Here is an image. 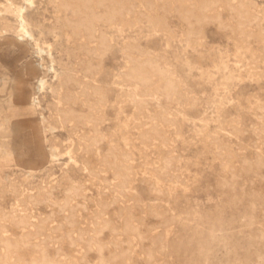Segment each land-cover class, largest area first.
Here are the masks:
<instances>
[{
  "label": "rangeland",
  "instance_id": "obj_1",
  "mask_svg": "<svg viewBox=\"0 0 264 264\" xmlns=\"http://www.w3.org/2000/svg\"><path fill=\"white\" fill-rule=\"evenodd\" d=\"M80 1L0 0V264H264V0Z\"/></svg>",
  "mask_w": 264,
  "mask_h": 264
},
{
  "label": "bare ground",
  "instance_id": "obj_2",
  "mask_svg": "<svg viewBox=\"0 0 264 264\" xmlns=\"http://www.w3.org/2000/svg\"><path fill=\"white\" fill-rule=\"evenodd\" d=\"M77 1V0H76ZM24 2L25 3H30V0H24ZM51 2V1H50ZM81 2V4H80V6L82 7V9L85 11V12H87V15L85 16V18L83 19V20H81L80 22H79V27L80 28H82L83 29V31L85 32V34H86V37L88 38V40H90L91 42H93V41H95L96 42V46L98 47V50L101 52V54H103L107 49H108V47H109V43H108V40H107V38L105 37V35L103 34V33H101V32H97V30H96V27L94 26V23H95V21H98V20H103V21H105V22H107V23H112V22H114L115 20H117L119 17H122V13H123V11H124V9H125V6H124V3L120 0H82V1H80ZM92 2H96L97 3V5L99 6V7H105L106 8V12L103 14V15H98L97 13H95L94 12V10L92 9ZM126 3V2H125ZM224 3V2H223ZM53 4V3H52ZM168 4V3H167ZM216 5V4H215ZM64 7V6H63ZM213 7H214V5H213ZM231 6H229V8H230ZM62 8V7H61ZM66 8H70V6L69 7H66ZM192 9L191 10H188V11H186V12H184L183 14H181L182 16V20L188 25V27H189V35H193V34H195V28H200V25L202 24V23H204L205 21H207L208 20V16H207V10H208V5L206 4V5H201V6H199V7H195V6H192L191 7ZM60 9V8H59ZM71 9V8H70ZM193 9H195V10H197L198 11V14L197 15H193V13H192V10ZM230 10V9H229ZM242 10V9H241ZM57 11V10H56ZM72 11V10H71ZM74 12V11H73ZM72 12V14H75V12L73 13ZM165 14V13H164ZM79 15V14H78ZM82 15V14H81ZM73 16V15H72ZM75 16V15H74ZM239 17V16H238ZM191 19H193L194 21L193 22H191ZM259 19V18H258ZM18 21H20L19 19H18ZM64 21V20H63ZM123 21V20H122ZM258 21V20H257ZM4 22H6V21H4ZM66 22V21H65ZM3 23V22H2ZM8 25H9V23H8ZM18 25H20V24H18ZM35 25V24H34ZM109 25V24H108ZM203 25V24H202ZM201 25V26H202ZM60 26V25H59ZM5 27V26H4ZM10 27V26H9ZM221 27V26H220ZM257 27V26H256ZM224 28V27H223ZM2 29H3V27H2ZM8 29V28H7ZM22 29H23V26H22ZM240 29V28H239ZM4 30V29H3ZM77 30V29H76ZM22 31V30H21ZM24 32V31H23ZM55 32V31H54ZM24 34V33H23ZM27 34V33H26ZM25 34V35H26ZM80 35V34H79ZM28 37V36H27ZM29 37H31V35H29ZM32 38V37H31ZM31 40V39H30ZM35 42V41H34ZM136 43V41H128V42H126L125 44H124V47H125V51L127 52V54H128V56L131 58V60H132V62L134 63L135 62V51H138V46L135 44ZM38 45V44H37ZM123 46V45H122ZM37 47V46H36ZM49 48V47H48ZM53 49V48H52ZM54 50H55V48H54ZM99 52V53H100ZM92 53V52H91ZM41 55V54H40ZM49 55V54H48ZM94 55V54H93ZM100 56V55H99ZM128 56H126V58H128ZM38 57H40L39 55H38ZM59 57V56H58ZM68 57V56H67ZM102 59V58H101ZM137 60V59H136ZM149 62V61H148ZM55 63V62H54ZM49 66V65H48ZM102 66V65H101ZM50 67V66H49ZM58 67V66H57ZM68 68V67H67ZM93 68V67H92ZM157 68V67H156ZM150 69H151V67H150ZM150 69H148V70H150ZM131 70V69H130ZM158 70V69H157ZM163 70V69H162ZM52 71V70H51ZM150 71H152V73L154 72V74L156 73L157 74V71H156V69H155V67H154V69H151ZM53 72V71H52ZM75 72V71H74ZM88 72V71H87ZM86 72V73H87ZM161 72V71H160ZM71 73V72H70ZM150 74V73H149ZM155 74V75H156ZM161 74V73H160ZM72 74H70V76H71ZM86 75V74H85ZM152 75V74H151ZM56 76H59V75H56ZM55 78H57V77H55ZM128 78L130 79V80H132V81H134V82H136V83H138V84H140V85H142V86H144V87H150L151 85H152V82H151V80H150V78L148 77V74H147V72L145 71V67H143L142 65H138V64H134V66L132 67V71H131V73L129 74V76H128ZM158 78V77H157ZM60 79V78H59ZM79 81V80H78ZM161 81V80H160ZM46 82V81H45ZM40 85H43L44 84V82H43V80H40L39 82H38ZM58 83H59V81H58ZM60 84V83H59ZM81 84H82V82H81ZM85 84H86V82H85ZM170 84V83H169ZM47 84H45V86H46ZM49 85V84H48ZM153 85H154V83H153ZM50 86V85H49ZM48 86V87H49ZM61 86V85H60ZM59 86V87H60ZM88 87V86H87ZM156 87V86H155ZM51 88H53V86L51 87ZM61 88V87H60ZM42 89V88H41ZM55 89V88H54ZM54 89H53V91H54ZM66 89H67V87H66ZM160 89V88H159ZM175 89V88H174ZM78 90V89H77ZM93 90V89H92ZM91 90V91H92ZM56 91V90H55ZM59 91V90H58ZM66 91V90H65ZM157 91V90H156ZM67 92V91H66ZM93 92V91H92ZM95 92V91H94ZM168 92V91H167ZM60 93V92H59ZM73 93V92H72ZM165 93V92H164ZM55 94V93H54ZM94 94V93H93ZM143 94V93H142ZM160 94V93H159ZM63 95V94H62ZM70 95V94H69ZM61 96V95H60ZM123 96H125V94L123 95ZM147 96V95H146ZM82 98V97H81ZM56 99V98H55ZM60 99V98H59ZM63 100H64V98H62ZM84 99V98H83ZM67 101V103H69L70 101H71V99H66ZM166 100V99H165ZM35 101V100H34ZM194 103V102H193ZM70 104V103H69ZM37 106V105H36ZM54 106V105H53ZM73 107V106H72ZM58 108V107H57ZM57 108H56V111H57ZM160 108V107H159ZM50 110H51V108H50ZM55 110V109H54ZM58 111H60V110H58ZM74 111V110H73ZM72 110H67L66 112H64L63 113V116L62 117H64L65 119H69V117H71V115H72ZM75 113V112H74ZM95 110L91 113L92 114V120H95ZM98 113V112H97ZM100 113V112H99ZM57 114H59L58 112H57ZM52 115V114H51ZM61 115V114H60ZM73 115H75V114H73ZM151 115V114H150ZM173 115H175V114H173ZM39 116V115H38ZM56 116H58V115H56ZM55 116V117H56ZM148 116V115H147ZM155 116V115H154ZM42 117V116H41ZM51 117V116H50ZM101 117H102V115H101ZM45 118V117H44ZM51 118H53V117H51ZM79 118V117H78ZM172 118V117H171ZM43 119V118H42ZM58 119V118H57ZM140 119V118H139ZM48 120V119H47ZM55 120V119H54ZM73 120H74V118H73ZM91 120V121H92ZM60 121H62V118H60ZM72 121V120H71ZM140 121V120H139ZM144 120H141V122L140 123H145V122H143ZM41 122V121H40ZM47 123H48V121H47ZM93 123V122H92ZM50 124H51V122H50ZM54 124V123H53ZM59 124H60V122H59ZM56 125V124H55ZM55 125H54V127H55ZM58 125V124H57ZM75 126V125H74ZM262 126V125H261ZM59 127V126H58ZM95 127V126H94ZM93 127V128H94ZM154 127V126H153ZM157 127V126H156ZM61 128V127H60ZM140 128V127H139ZM55 129V128H54ZM75 129V128H74ZM87 129V128H86ZM47 130V129H46ZM58 130V129H57ZM95 130V129H94ZM74 131V130H73ZM73 131H71V132H73ZM78 131V130H77ZM71 134V133H70ZM154 134V133H153ZM44 136V135H43ZM147 137V136H146ZM50 138H52V137H50ZM56 138V137H55ZM54 139V138H53ZM145 138H143V140H144ZM46 140V139H45ZM51 140V139H50ZM83 140H85V139H83ZM48 141H49V138H48ZM76 141V140H75ZM164 143H165V141H164ZM76 144V143H75ZM77 144H78V142H77ZM77 144H76V146H77ZM85 144V146L84 147H87V148H89L90 149V147H93L94 146V144H96L95 143V141H90V142H86L85 141V143H83V145ZM98 144V143H97ZM55 145H57L56 143H55ZM79 145H80V143L78 144V147H79ZM51 146V145H50ZM49 146V147H50ZM54 146V145H53ZM72 147H70L69 148V150L71 149ZM86 148V149H87ZM257 148V147H256ZM78 149V148H77ZM221 149V148H220ZM74 150H76V149H74ZM141 150H143V149H141ZM216 150V149H215ZM73 151V150H72ZM80 151V150H79ZM84 151V150H83ZM92 151H95L94 149L92 150ZM87 152V151H86ZM89 152H91V151H89ZM255 152V151H254ZM85 153V152H84ZM88 153V152H87ZM92 153V152H91ZM112 153V152H111ZM83 154V153H82ZM94 154V153H93ZM97 154V153H96ZM75 155H77L76 154V152H75ZM80 155V154H79ZM89 155V154H88ZM112 155V154H111ZM256 155V154H255ZM83 156V155H82ZM109 156V155H108ZM113 156V155H112ZM79 157V156H78ZM148 157V156H147ZM83 158V157H82ZM103 158V157H102ZM109 158V157H108ZM75 159H78V158H75ZM115 159V158H114ZM86 160V159H85ZM108 160V159H107ZM78 161V160H77ZM76 161V162H77ZM84 162V160L82 161V163ZM104 163H105V161H104ZM108 162H106L105 164H107ZM78 164V163H77ZM87 164V163H86ZM255 164H257V163H255ZM120 165V164H119ZM131 165V164H130ZM166 165V164H165ZM76 166V165H75ZM87 166V165H86ZM107 166V165H106ZM106 166H104V168L106 167ZM115 166V165H114ZM122 166V165H121ZM82 167V166H81ZM85 167V166H84ZM113 167V166H112ZM117 167V166H116ZM130 167V166H129ZM258 167V166H257ZM107 168V167H106ZM111 168V167H110ZM118 168V167H117ZM116 168V169H117ZM119 168H120V166H119ZM122 168H123V166H122ZM125 168V167H124ZM164 168H166V167H164ZM78 169V168H77ZM86 169H87V167H86ZM97 169V168H96ZM107 169H109V168H107ZM170 169V168H169ZM88 170V169H87ZM95 170V169H94ZM110 170V169H109ZM122 170V169H121ZM124 170H127V168H125ZM156 170V169H155ZM162 170V169H161ZM167 170V169H166ZM257 170V169H256ZM96 171H98V170H96ZM117 171V170H116ZM119 171V170H118ZM117 171V172H118ZM158 171V170H157ZM258 171V170H257ZM122 172V171H121ZM120 172V173H121ZM164 172H165V170H164ZM104 173V172H103ZM110 173H111V171H110ZM127 173V172H126ZM260 173V172H259ZM95 174V173H94ZM93 174V175H94ZM97 174V173H96ZM95 174V175H96ZM117 173L115 172V174H114V176L116 175ZM68 175V174H67ZM94 175V176H95ZM118 175V174H117ZM164 175V174H163ZM166 176V175H165ZM100 177V176H99ZM122 177H124V176H122ZM47 178V177H46ZM68 178V177H67ZM106 178V177H105ZM117 179H118V176L116 177ZM119 178H120V175H119ZM124 179H127L126 178V175H125V178H123L121 181L123 182L124 181ZM63 180V179H62ZM105 180V179H104ZM230 180V179H229ZM68 181V180H67ZM112 181V180H111ZM226 181V180H225ZM132 182V181H131ZM125 183H126V181H125ZM129 183V182H128ZM48 184V183H47ZM119 184V183H118ZM118 184L116 183V185L118 186ZM157 184V183H156ZM40 185V184H39ZM79 185H80V183H79ZM107 185H109L108 183H107ZM111 185V184H110ZM126 185V184H125ZM227 185V184H226ZM47 186V185H46ZM127 186V185H126ZM40 187V186H39ZM114 187V186H113ZM119 187V186H118ZM121 187V186H120ZM119 187V188H120ZM123 187H125L124 185H123ZM131 187V186H130ZM80 188V187H79ZM78 188V189H79ZM109 188V187H108ZM114 188H116V190L117 189H119V188H117V187H114ZM122 188V187H121ZM72 190V189H71ZM113 190V189H112ZM126 190V189H125ZM157 190V189H156ZM119 191V190H118ZM117 191V193H119ZM123 191V190H122ZM122 191H121V196L123 195L122 194ZM27 192V191H26ZM42 192V191H41ZM124 192V191H123ZM37 193H38V191H37ZM48 193V192H47ZM51 193V192H50ZM109 193V192H108ZM130 193V192H129ZM41 194V193H40ZM44 194V193H43ZM42 194V195H43ZM100 194V193H99ZM21 195V194H20ZM127 195V194H126ZM18 196H19V194H18ZM37 196V195H36ZM44 196V195H43ZM33 197V196H32ZM32 197H30V199L32 198ZM116 197V196H115ZM124 197V196H123ZM130 198V197H129ZM132 198V197H131ZM46 199V197H44V200ZM118 199V198H117ZM133 200V199H132ZM60 202V201H59ZM68 202V201H67ZM99 202H100V200H99ZM120 203V202H119ZM98 204V203H97ZM106 204V203H105ZM12 205H14V204H12ZM20 205V204H19ZM43 206V205H42ZM71 206V205H70ZM100 206H102V205H100ZM104 206V205H103ZM126 207V206H125ZM63 208V207H62ZM70 208V207H69ZM16 209V208H15ZM65 209V208H64ZM78 209H80V208H78ZM86 209V208H85ZM123 210V209H122ZM76 211V210H75ZM95 214V213H94ZM126 214H128V213H126ZM122 215V214H121ZM158 215V214H157ZM45 216V215H44ZM129 216V215H128ZM29 217V216H28ZM72 217V216H71ZM74 217V216H73ZM107 217V216H106ZM126 218H128V217H126ZM130 219V218H129ZM71 220V219H70ZM90 220H91V218H90ZM72 221V220H71ZM89 221V220H88ZM87 221V222H88ZM221 221V220H220ZM12 222V221H11ZM73 222V221H72ZM76 222V221H75ZM95 222V221H94ZM130 222V221H129ZM217 223V222H216ZM80 224V223H79ZM82 224V223H81ZM89 225V224H88ZM87 225V226H88ZM47 226V225H46ZM79 226V225H78ZM80 227V226H79ZM125 227V226H124ZM129 228V227H128ZM54 229V228H53ZM124 229V228H123ZM78 230V229H77ZM129 230H130V228H129ZM127 231H128V229H127ZM32 233V232H31ZM7 234V233H6ZM35 234H37V233H35ZM46 234V233H45ZM134 234V233H133ZM214 234V233H213ZM37 236V235H36ZM4 238V237H3ZM2 239V238H1ZM97 239V238H96ZM198 240H199V238H198ZM214 240V239H213ZM208 241H210V240H208ZM212 241V240H211ZM2 242V241H1ZM49 243V242H48ZM65 243V242H64ZM85 243V242H84ZM4 244H6V242L5 243H3V246H4ZM9 244V243H8ZM203 245V244H202ZM86 246V245H85ZM16 247V246H15ZM9 248V247H8ZM14 248V247H13ZM61 248V247H60ZM4 249H5V247H4ZM211 249V248H210ZM6 250V249H5ZM124 252V251H123ZM43 253V252H42ZM15 254H17V253H15ZM198 254V253H197ZM208 254V253H207ZM5 255V254H4ZM199 255H201V254H199ZM17 257V256H16ZM15 257V258H16ZM151 258V257H150ZM122 259V258H121ZM206 259V258H205ZM3 261V260H2ZM18 262V261H17ZM53 262V261H52ZM128 262V261H127ZM19 263V262H18ZM246 264V263H245Z\"/></svg>",
  "mask_w": 264,
  "mask_h": 264
}]
</instances>
